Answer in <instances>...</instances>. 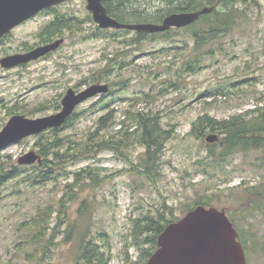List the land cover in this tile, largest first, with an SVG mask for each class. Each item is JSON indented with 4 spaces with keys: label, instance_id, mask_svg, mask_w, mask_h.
I'll list each match as a JSON object with an SVG mask.
<instances>
[{
    "label": "rangeland",
    "instance_id": "1",
    "mask_svg": "<svg viewBox=\"0 0 264 264\" xmlns=\"http://www.w3.org/2000/svg\"><path fill=\"white\" fill-rule=\"evenodd\" d=\"M174 5L130 0L121 9L157 14ZM238 7L246 9V20L218 39L212 58L194 72L183 70L193 57L186 31L149 35L138 44L134 30L99 33L85 0H69L56 10L63 42L49 57L12 70L0 67V130L11 114L37 117L60 110L67 89L96 83L94 75L109 85L108 93L78 105L76 117L58 131L49 129L0 150V162L8 168L30 150L62 154L75 147L67 153L77 154V159L58 161L49 154L56 172L49 180H32L38 171L31 167L0 187V264H32L26 259L34 233L28 223L46 207L53 213L40 231L52 243L42 264H83L78 259L82 238L101 246L110 255L108 264H122L134 218L158 213L169 218L168 208L181 217L199 201L225 208L245 240L247 264H264V148L221 157L220 144L191 133L202 114L221 121L244 113L250 119L246 112L264 96V0ZM49 19L44 14L15 29L0 45V57L33 41ZM139 111L157 116L170 132L150 178L139 173L144 147L136 139V121L128 116ZM105 114L109 117L99 134L115 140L117 149L94 156L78 150L76 143L96 131ZM127 253L134 260L139 251L130 245Z\"/></svg>",
    "mask_w": 264,
    "mask_h": 264
},
{
    "label": "trees",
    "instance_id": "2",
    "mask_svg": "<svg viewBox=\"0 0 264 264\" xmlns=\"http://www.w3.org/2000/svg\"><path fill=\"white\" fill-rule=\"evenodd\" d=\"M102 4L108 9V14L120 22H153L158 23L162 18L172 12H182V11H192L197 10L203 6H212L213 10L208 13L201 15L193 23L181 27V28H171L164 32L158 33H145L137 32V37L134 39L135 43H141L143 39L147 36L152 37H167L171 30H184L189 34L192 39V50L193 57L185 64L184 71L194 72L203 65L209 58H212L214 53V48L218 42V39L227 35L232 31L238 24L240 20H246L247 13L246 9L239 8V4H246L249 0H166L168 2L176 3L172 8L167 9L164 13L150 14L144 10L137 9H121L122 6L127 5L130 0H101ZM132 19L133 21H130ZM62 22H64L62 20ZM97 32L103 33L110 29L96 28ZM114 30V29H113ZM123 30L119 29L118 31ZM113 32H116L114 30ZM219 49H222V44L219 42ZM99 75H94L93 81L100 82ZM206 91L203 93L205 95ZM202 94V95H203ZM257 104L253 109H250L246 113L252 114L250 119H246L244 113H239L225 120H216L208 114L200 115L193 123L191 128V133L195 134L197 137H205L206 133H215L219 131L222 133L216 144L222 146L221 157H226L228 154L238 151L245 150L248 148H264V96H260L256 99ZM261 104V105H260ZM77 113L73 112L64 122L63 125L67 124L69 120L76 117ZM132 120L137 123V141L140 145L144 147V154L142 161L140 163L141 169L139 173L144 175L146 178L151 177V171L156 165V161L160 151L163 148L165 140L170 135L169 131L162 129V126L157 120V116L145 115L142 112L132 113L128 115ZM109 115H101L97 123L100 125L99 128L87 135L85 141L81 143H76L81 149L85 150L90 155L94 156L102 150L106 149H117V143H114L113 139H105L99 134L101 129L105 128L106 120ZM124 126V121H122ZM62 126V125H61ZM59 128V127H58ZM58 128H52L53 131H58ZM100 129V130H99ZM129 127L123 129L125 133L124 136L128 135ZM112 141V142H111ZM56 142V141H55ZM119 143V141H118ZM212 143V144H215ZM58 144V143H57ZM53 145V146H57ZM62 146V145H61ZM57 147H60L58 145ZM71 148V147H70ZM74 150L75 147L69 149L66 148L62 154H58L56 151H44V149L38 153L42 157V161L37 164L32 165H12L11 168L5 166L4 162H0V187L10 179L19 176L21 172L28 170V168L35 169L38 171L32 180L39 178L40 180H49L54 177V172L52 166L54 160H67L68 158L77 159V154H69L70 150ZM88 149V150H87ZM49 154L52 155L53 159H49ZM66 158V159H65ZM84 171L87 169H83ZM86 174H90V171H86ZM78 175V173H77ZM31 176V175H30ZM29 176V177H30ZM62 202V201H61ZM196 205H203L205 207H210L204 201L197 202ZM194 206L189 207L183 213V215L194 208ZM169 210V218H164L161 213H158L156 217L144 216L140 218H134L131 225V241L127 244L123 251L122 264H145L150 255L157 248V237L162 232L164 227L173 221L178 220L180 217H175L173 211ZM53 211L46 207L37 216L32 217L28 227L34 232L32 237L29 238L31 242V248L26 252V259L32 264H42L44 260V255L46 250L48 251L49 245L52 243L50 237L47 239L42 237L40 228L48 227L50 222V217ZM58 223V222H57ZM233 226L237 230V238L241 242L247 263V247L245 240L241 235L238 224L233 221ZM130 245L134 246L138 251V258L132 260L127 253V247ZM146 245L147 248L144 249L143 246ZM79 254L78 259L82 261L83 264H108L110 255H107L101 246L92 244L91 241L86 239H81L78 244Z\"/></svg>",
    "mask_w": 264,
    "mask_h": 264
},
{
    "label": "water",
    "instance_id": "3",
    "mask_svg": "<svg viewBox=\"0 0 264 264\" xmlns=\"http://www.w3.org/2000/svg\"><path fill=\"white\" fill-rule=\"evenodd\" d=\"M63 1L66 0H0V36L40 9ZM85 1L86 8L99 28L127 29L149 34L185 27L213 10L212 6L206 5L197 10L169 13L158 23L120 22L108 14L101 0ZM62 42L61 38L25 54L6 56L1 59V65L9 67L35 59L58 48ZM108 91L109 86L105 82L92 83L80 91L68 88L61 99V108L56 112L35 118L14 114L0 130V150L25 137L60 127L78 105ZM218 140L216 133L205 136L208 143ZM41 161L40 154L34 150L25 152L17 159L20 165ZM145 264H246V256L237 238V230L224 210L197 205L164 227L157 237L156 250Z\"/></svg>",
    "mask_w": 264,
    "mask_h": 264
},
{
    "label": "flooded vegetation",
    "instance_id": "4",
    "mask_svg": "<svg viewBox=\"0 0 264 264\" xmlns=\"http://www.w3.org/2000/svg\"><path fill=\"white\" fill-rule=\"evenodd\" d=\"M69 0H66V1H63L61 3H57V4H54L52 6H49L47 8H42L40 9L39 11H37L36 13L32 14L31 16H29L28 18L22 20L21 22L17 23L16 25L12 26L7 32H5L4 34H2L0 36V45L2 43H4L6 41V39H10V36H12V33L15 29L19 28V27H22L24 26L25 24H27L28 22L32 21L33 19L37 18L38 16H41V15H48L50 16V19L49 21H47L46 23H44L40 29L37 30L36 34H35V39L31 42H23V45L20 47V49L18 50H14L10 53H6V54H3L1 57H0V67L2 69H5V70H12V69H15L17 67H24L30 63H33L35 61H38L40 59H43L45 57H49L52 53H54V51H56L57 49H59L60 45L58 46V48L52 50V51H49L47 52L46 54L42 55V56H39L35 59H31V60H28L27 62H22V63H18L16 65H12V66H9V67H3L1 65V59L6 57V56H11V55H15V54H25V53H28L32 50H34L35 48L39 47V46H43V45H46V44H49V43H52L53 41L55 40H58V39H61L60 35H59V17L56 15V10L58 9V7L67 2ZM107 9V8H106ZM107 12H108V9H107ZM108 84V83H107ZM109 86V85H108ZM80 91V90H78ZM108 93V92H107ZM106 94V93H105ZM61 104V102H60ZM61 108V106H60ZM14 114H18V113H14ZM14 114H11V116H13ZM24 115V114H23ZM26 116V115H24ZM43 116V115H42ZM9 117V118H10ZM28 117V116H26ZM39 117V116H37ZM30 118H35V117H30ZM8 121V120H7ZM6 124V123H5ZM4 127V126H3ZM2 127V128H3ZM1 128V129H2ZM217 132V131H216ZM215 132V133H216ZM218 136H219V139H220V136L222 133H220L219 131L216 133ZM207 135V134H206ZM205 139V137H204ZM37 153V152H36ZM39 154V153H38ZM197 206V205H196ZM211 206L213 207H216L220 210H224L225 214L227 215V217L229 218V220L231 222L235 221L230 213L225 209V208H222V207H218L217 205L215 204H212ZM195 207V206H194ZM233 224V223H232Z\"/></svg>",
    "mask_w": 264,
    "mask_h": 264
}]
</instances>
